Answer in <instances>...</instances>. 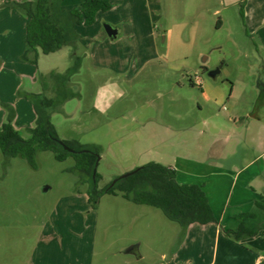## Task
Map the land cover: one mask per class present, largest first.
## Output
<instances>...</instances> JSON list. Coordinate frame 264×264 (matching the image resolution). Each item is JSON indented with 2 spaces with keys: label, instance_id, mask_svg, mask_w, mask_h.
Returning <instances> with one entry per match:
<instances>
[{
  "label": "rangeland",
  "instance_id": "obj_1",
  "mask_svg": "<svg viewBox=\"0 0 264 264\" xmlns=\"http://www.w3.org/2000/svg\"><path fill=\"white\" fill-rule=\"evenodd\" d=\"M111 3L94 25L76 26L81 67L68 87L74 98L52 114L60 140L77 131L80 143L101 146L99 189L147 163L170 164L167 126L183 132L195 126V133L171 140L173 153H181L178 144L185 139L197 141L198 132L215 124L229 131L231 122L242 118L250 133L259 131L254 118L264 123V37L252 32L244 4ZM106 24L120 28L119 36L108 37ZM5 29L0 26V34L6 35ZM63 49L41 54L37 65L22 58L11 64L17 71L19 62L28 63L33 74L39 68L48 84L51 74L46 71L64 75L75 63L76 57ZM213 71H219L215 78L209 76ZM9 75V84L17 85ZM6 79L7 70L0 78V126L13 110V125L27 137L37 115L25 88L6 86ZM205 86H212L207 100ZM55 88L44 86V94L53 97ZM94 104L105 108L99 122L86 117ZM151 121L159 125L152 140L154 128H143ZM91 182L79 156L60 161L53 152L40 151L30 164L22 157L8 158L0 149V264H137L139 256L127 249L139 241L151 259L170 254L171 229L178 223L160 209L137 205L121 194L103 195L94 209L88 201ZM205 254L202 264L210 262L209 250Z\"/></svg>",
  "mask_w": 264,
  "mask_h": 264
},
{
  "label": "crops",
  "instance_id": "obj_2",
  "mask_svg": "<svg viewBox=\"0 0 264 264\" xmlns=\"http://www.w3.org/2000/svg\"><path fill=\"white\" fill-rule=\"evenodd\" d=\"M12 1L27 0H0V26L4 25L8 32L6 35L0 34V78L7 70V79L3 80V83L6 86H23L24 94L44 93L46 89L44 86H62L56 79L60 73L55 70L46 71L51 74L50 82L47 84L43 80L39 68L33 74L28 63L19 62L20 66L17 71L16 65L11 64L15 59L22 58L25 52L28 23L26 16L11 6ZM61 1L62 10L68 12L76 8L83 0ZM108 1L115 2L117 0ZM223 1L229 6L244 4L245 17L249 22L248 25L253 29L252 32L259 31L261 37H264L263 2L253 4L252 0ZM112 26L118 29L117 36H119L120 28ZM14 29L15 32L12 31ZM77 32L79 31L77 30ZM64 49H67V53L72 58L78 54L76 51L78 48L76 50L71 47ZM64 49L63 51H65ZM16 72L19 74L17 78ZM9 74L12 75V79H17V85L9 84ZM72 84L70 81L67 86H72ZM205 87L207 89L202 94L207 100L212 86ZM22 105L27 109L30 107L28 102L23 101ZM32 108L35 113L34 107ZM104 112L103 104H94L87 111L86 117L87 119L96 118L99 122L98 119ZM254 121L257 124V130H259L256 134L250 133V126L242 118L239 121L231 122L232 128L229 131L224 130L221 125L215 124L214 129L209 127L198 132L197 141L185 139L182 144H178L182 147L181 153H173L172 148L175 144L171 143V140L181 135L187 136V133H195V126L186 128L184 132L176 131L172 126L165 127L170 134V164L165 166L176 170L177 179L181 184L202 186L217 222L206 225L196 223L185 230L180 225L178 228L171 229L170 254L161 253L155 259H151L150 255L141 251L142 241L135 243L127 249V252L139 256L137 264H202L200 261L204 260L208 250L210 262L204 264H229L233 260L235 263L238 262L237 264H264V123L259 118H254ZM138 123L142 125V122L138 121ZM206 123L204 121V124ZM150 125L154 128V130L151 129L149 136L152 140L156 137L155 132L159 125L157 122L151 121L143 128ZM77 135L79 133L74 131L67 140H77ZM138 137L142 138L140 134ZM180 149L178 147V151ZM244 214L250 215L245 219V222L248 220L247 233H256L238 240L229 231L238 230L240 216ZM192 254L196 256L193 258Z\"/></svg>",
  "mask_w": 264,
  "mask_h": 264
},
{
  "label": "trees",
  "instance_id": "obj_3",
  "mask_svg": "<svg viewBox=\"0 0 264 264\" xmlns=\"http://www.w3.org/2000/svg\"><path fill=\"white\" fill-rule=\"evenodd\" d=\"M61 5V0L12 1L11 6L28 19L26 49L22 59L37 65L41 54L56 53L65 47L76 50L80 38L76 26L93 25L99 12H107L113 6L108 0H83L76 8L65 12ZM80 67V58L76 57L72 68L64 75L56 77L62 86H56L53 97L44 93L24 94L33 104L37 115L36 125L28 129V136L24 137L13 125L14 112L10 110L8 121L0 126V149L3 154L8 158L22 157L30 164L35 162L40 151H51L60 161L69 155L79 156L83 172L93 181L88 192V201L94 209L98 207L103 195L121 194L123 198L137 205L160 209L170 221L178 223L184 230L196 223H216L217 219L202 186L181 184L176 170L158 162H150L140 167L135 174L119 179L115 185L99 189L101 176L97 171L94 173V170L101 147L82 144L77 140H62L76 151L72 153L57 142L56 139L60 138L52 122V114L74 98L67 83L79 72ZM249 216L241 215L238 230L229 231L236 239L256 233H247L248 220L245 222V219Z\"/></svg>",
  "mask_w": 264,
  "mask_h": 264
},
{
  "label": "water",
  "instance_id": "obj_4",
  "mask_svg": "<svg viewBox=\"0 0 264 264\" xmlns=\"http://www.w3.org/2000/svg\"><path fill=\"white\" fill-rule=\"evenodd\" d=\"M105 31H106L107 35H108L110 38H116L117 35H118V29L115 28V27H113V26L110 25V24H106V25H105ZM218 72H219V71H213V72H210V73H209V76L215 78L216 75H217L216 73H218ZM56 140H57V142H59V143L65 148V150H67V151H69V152H72V153L76 152L75 150H73V149H71L70 147H68L67 145H65V144L63 143L62 140H59V139H56ZM139 169H140V168H137V169H135V170H133V171H131V172H128V173H126V174H124V175L118 177L117 179L114 180V182L111 184V186L115 185V183H116L119 179H124V178H127V177H129V176L135 174L136 172L139 171ZM95 172H96V169L94 170V173H95Z\"/></svg>",
  "mask_w": 264,
  "mask_h": 264
}]
</instances>
